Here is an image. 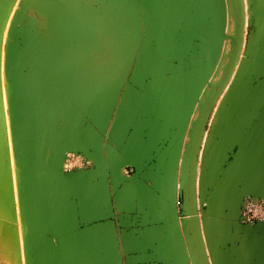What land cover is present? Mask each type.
Returning a JSON list of instances; mask_svg holds the SVG:
<instances>
[{
  "label": "crops",
  "instance_id": "1",
  "mask_svg": "<svg viewBox=\"0 0 264 264\" xmlns=\"http://www.w3.org/2000/svg\"><path fill=\"white\" fill-rule=\"evenodd\" d=\"M7 1L0 0V18ZM106 1L141 10L148 23L142 52L125 82L82 72L78 65L92 37L91 18L74 62L80 86L66 79L63 131L42 169L21 174L13 197L38 219L42 239L64 264H191L192 234L179 218L181 166L194 112L215 68L207 77L214 55L209 42L220 14L223 24L225 1ZM245 2L241 58L208 122L196 174L208 264H264V225H237L233 219L241 194L264 193V0ZM201 64L193 76L184 75ZM33 97L35 111L39 96ZM73 153H81L89 167L65 174L60 161ZM12 191L4 182L0 202L7 203ZM5 250L0 248V264H6Z\"/></svg>",
  "mask_w": 264,
  "mask_h": 264
},
{
  "label": "rangeland",
  "instance_id": "2",
  "mask_svg": "<svg viewBox=\"0 0 264 264\" xmlns=\"http://www.w3.org/2000/svg\"><path fill=\"white\" fill-rule=\"evenodd\" d=\"M87 1L91 4V18L93 21V26L91 27L92 37L90 38V43L88 44V46L84 48L86 54H84L83 61L78 65V69L80 68L82 72H88L89 74L93 73L104 76L103 78L109 80L120 78L121 81L125 82L127 78V74L131 71L136 57L142 52L140 47L143 45L144 38L146 35V30L148 29V23L145 21L144 17L142 16L141 10L137 9L136 7L129 9L114 8L110 4H108L106 0H87ZM168 2L171 3L170 1ZM25 12L27 13V20L30 14L31 15L32 13L37 14L33 8L31 9L28 8ZM221 17L222 15L220 14L219 23L216 26V30L220 29L221 27L220 26ZM55 19L60 20V17L59 18L56 17ZM27 20L24 24L21 25L19 24V26H23V28H26L28 30L30 26L27 23L28 22ZM61 23L62 21L58 23H54L53 21L48 20V22H46V25L44 27L43 26L39 27L35 22V26L29 30L35 31V33L37 34V38L35 39V41L37 40V44L36 47L31 48L32 49L31 52L33 53H29V54L30 55L35 54L37 58L40 56L41 57L40 60L42 61V63L43 60L45 62L46 59L44 58H47L48 54L53 50V48L49 47V43L51 44L53 43L54 40H57L59 31L56 28ZM55 26L56 28L53 29V27ZM60 26H62V24ZM20 43H26V42L21 41ZM46 52L48 54H46ZM9 56L12 57V55ZM35 56L34 58L36 59ZM26 57L29 56L25 54V58ZM215 57L216 56L214 52L213 57H211V63L207 67L208 72L213 71V68L215 66V59H214ZM22 62H20V64L18 65L9 63L8 70L5 74L6 75L5 79H7L6 86L8 91L10 92V86L14 85L15 89L20 90L17 95L27 99L26 102L14 108L8 104L11 110L10 133L12 135V143H14L13 146L11 145L12 147L11 161L12 164L15 165L14 168L17 169L19 174L27 173V175H31L34 173L33 170L37 171V169H42V165L44 164V162H46V157L50 155L49 149L50 151L52 150V148L54 147L53 144L58 141L59 136L63 131V129L60 127L62 125V122L65 120L67 114H65L64 91L60 92L57 89L59 87V82H60L59 78L56 77L54 78V76L50 77L45 64L43 65L41 63L35 66L30 62L27 64H23ZM19 67L21 68V72H19L20 73L19 76L21 75V77H16L15 74L17 73L18 71L17 69H19ZM26 72L36 73L35 77L31 79V80L34 79L33 83L36 85V88L39 92L38 95L39 97H37L38 104L36 105L38 107H35L36 112L32 110L33 108L31 105L32 100H34L33 92L30 91L29 88L27 87L28 82L26 80V77L25 79L23 77L25 76ZM211 72L208 74L207 77L210 76ZM48 101L50 102L49 106L47 105ZM58 101L59 103L57 104ZM31 122L37 123L36 127L34 128V132L40 134V137L38 139L30 138ZM18 137L27 138L24 140L25 141L24 145L28 147V148L26 147L27 151L24 157L19 156L15 150L13 151V149H15V143L17 142L15 139ZM192 138L190 143L192 142ZM32 142H34V144ZM50 142L52 143V145L50 144ZM189 144L186 145L187 151L185 157L188 156ZM48 145H50L49 148ZM64 156L66 158L70 156H80L82 159H84L85 162H87L84 156L81 155V153H73L68 155L65 154L63 155V157ZM183 164L181 166V171L186 170L187 160H184ZM88 167L89 164H87V166L84 168H76L70 172L77 173L79 170L83 171ZM130 169L131 171H128V173L131 174L133 173V170L132 168H128V170ZM25 170L28 172H26ZM70 172L64 171L65 174H68ZM198 172H200L199 166L197 168V174ZM180 188L178 193L179 218L183 220L187 218L186 212L183 210L185 198H186L184 192L185 184H184V189L182 185ZM40 217H42L41 214ZM24 218L25 219L22 218L19 219V223L17 222L19 225V231H17V233L19 232L18 237H20L19 241L21 242V247H22V256L24 259L23 264H31L34 258L33 255L36 253L34 252V247L40 246L41 244L48 245L49 243L46 242L48 240L42 239L43 235L45 236V234L41 231L42 225L41 227L37 225V223L39 222L38 219L31 218L30 215L27 218L26 217ZM8 219L9 218H7V220ZM23 221L25 223H23ZM239 224L246 226V224H241V223ZM24 226L28 229L27 232L29 233L22 232V228ZM187 230L185 229V231ZM187 232L189 236H191V231L189 230ZM12 242L13 244H16L15 239L12 240ZM188 243H191L193 247L192 237L188 238ZM9 248L11 249L10 252H12L13 254L14 252L16 253V245L15 246L13 245V249L12 246ZM193 249L195 254L197 255L195 247H193ZM19 260L20 261L18 263L15 262L14 263L22 264L23 261H21V259ZM60 262L61 264H64L62 263L60 257L55 258V264L57 263L60 264Z\"/></svg>",
  "mask_w": 264,
  "mask_h": 264
},
{
  "label": "bare ground",
  "instance_id": "3",
  "mask_svg": "<svg viewBox=\"0 0 264 264\" xmlns=\"http://www.w3.org/2000/svg\"><path fill=\"white\" fill-rule=\"evenodd\" d=\"M45 1L48 3V5L50 7L53 8V10H50V8H46L44 6H41L38 3H32V2H29L27 0H12L9 4V7H8V14H7L6 22H5V29H4V32L2 34V39H1L0 108H1V111L3 113L2 116H3L4 129L6 130V136H7V148H8V153H9L8 154V156H9L8 157V159H9V171H10V178H11L10 182H11V186L13 189L12 192L15 193L16 195L19 194V184L21 183V181H20L21 174H19L17 169L14 168L15 165H13L12 161H11L12 160V158H11V150H12L11 145L13 146L14 143H12V135L10 133V124H11L10 123L11 122L10 121V111L11 110L7 104V98L11 96V93L8 91L7 86H6V80L7 79H5V77H6L5 73L8 70V64L9 63L18 65V64H20V62L23 61L22 62L23 64H27L30 62L31 64H34L36 66V65L41 64L42 61L40 60L41 59L40 56L37 58V56H35V54H33V55L29 54V53H33V52H31L32 51L31 48L36 47V44H37V40L35 41V39L37 38V34L35 33V31H32L34 33L32 40L27 41L26 43H20L21 47H20L19 57H17L14 60L10 59L11 58L9 56L10 54L6 53V46H7V43L9 42V38L7 36V30L11 26H16V27L19 26L20 14L22 11H26L28 8H30V9L33 8L35 10V12L37 13V14L32 13V15L30 14L28 16V20H27L28 22L27 23L30 26L29 29H32V27L35 26V22L37 23V26H39V27L43 26L44 27L46 25V22H48V20L53 21L54 23H58V22L62 21V23H61L62 26H60L61 25L60 24L57 26V28H56V26L53 27V29L56 28L59 31V34H58L57 40H54L53 43H51V44L49 43V47L53 48V50L49 54L46 52V54H48V56H47V58H44L46 60H45V62L43 60V63H42L43 65L44 64L46 65V68H47V71H48V74L50 77L54 76V78L55 77L59 78L60 82H59V87L57 89L60 92H62V91H65V88H66L65 84L67 82L66 79H68L69 77L70 78L73 77L72 78L73 82L71 81L70 83H73L74 86L75 85L80 86V84L74 80V79H76L74 77V75L77 74L74 70V62H75V58L79 52L78 51L79 46H81L80 42H81L83 36L85 35V32L91 26V12H90L91 10L88 6V3L85 2L84 0H45ZM224 1H225V5H224V21H223V24L220 27V29L218 30V32L212 36L211 41L209 42L210 45L212 46L213 51L215 52L216 57L214 59L216 61V65H215L214 71L212 73V76H211L207 86L205 85L206 87L201 94L197 108L194 112L192 122L190 125V129H189V133H188L187 138H186L187 144L190 143L191 138L194 136V134L196 132L197 124L199 122V119L201 117V114L204 110L205 104H206L209 96L211 95V93L213 92L215 87L218 85L223 74L226 71V67H227L229 60L231 58L232 50H233V47L235 44L236 23H237L236 2H235V0H224ZM242 2H243V10H244L243 40H242L239 56L237 59V63L235 65L234 71H233L225 89L227 88L228 84L232 80L235 69L237 67V64H238V62L241 58V54H242L244 33H245L246 24H247L246 2H245V0H242ZM56 17H58V18L60 17V20L55 19ZM25 54H27L29 57L25 58ZM34 56L36 57V59L34 58ZM31 59H34V60H31ZM17 70L18 71L15 74L16 77H21V75L19 76V74H20L19 72H21V68L19 67V69H17ZM35 75H36V73H34V72L33 73L32 72H26L25 76H23V77H24V79L26 77V80L28 82L27 87L29 88V90L30 91L33 90V92L38 96L39 92L36 88V85L33 83L34 79L31 80L32 78L35 77ZM58 99H59V96H58ZM34 102L36 103V105L38 104L37 103L38 102L37 97H35ZM58 103H59V101L57 102V104ZM55 105H56V103H55ZM36 107H38V106H36ZM34 112H36V111H34ZM25 119H28V118H25ZM36 124L37 123L31 122V126H30V128H31L30 138L31 139L33 138V133H35L34 128L36 127ZM25 139H27V138H24V137L19 138L18 137L19 148H18L17 154H19L22 157L25 156L27 148H28L27 146L24 145ZM14 150L16 151V148L13 149V151ZM185 150L187 151V147ZM185 160H187V157L185 158ZM183 166H184V164H183ZM26 172H28V171H26ZM25 174H27V173H25ZM29 176H31V175H29ZM0 177H1V175H0ZM185 177H186V170H182L181 184L183 186H184V182H185ZM3 184L4 183L2 181V178H0V187L1 188L3 187ZM27 189H28V187H27ZM0 196L3 198V193H0ZM16 199L18 200V203H17L18 207H16L17 204L15 205ZM16 199H14V207L16 210L15 216H16L17 222L19 223V219H21V218L25 219L24 217L27 218L30 215V213H29L30 211L27 209V206H25L24 203L23 204L21 203L22 201L20 199H18L17 197H16ZM9 214H10V209L7 206V204L4 202H0V215L8 216ZM17 222L11 227H9L8 225H6L3 222H0L1 245L8 247V249H10L9 247H11L13 245L12 240H14L13 239L14 231L16 229H17V231H19V225ZM23 223H25V222L23 221ZM24 227L23 228L20 227V228H22V232L29 233V232H27L28 229L26 227L25 228ZM18 245H19V251H20V259L23 261L22 262V264H23L24 259L22 256V247H21L20 241H18ZM12 249H13V246H12ZM189 249H190L191 264H200L199 259H198L197 255L195 254L191 243H189ZM9 251H11V249ZM2 252H4V251H2ZM8 255L9 254H7V258L5 259L6 264L11 263V260L8 257ZM14 255H15V252H14ZM57 256L60 257L59 254L56 252V249L53 247V245H50V243L48 245L42 244L39 251L34 256V259H33L31 264H55V258H58ZM60 259H61L62 263H64V258L60 257ZM58 263H59V261H58ZM60 264H61V262H60Z\"/></svg>",
  "mask_w": 264,
  "mask_h": 264
},
{
  "label": "water",
  "instance_id": "4",
  "mask_svg": "<svg viewBox=\"0 0 264 264\" xmlns=\"http://www.w3.org/2000/svg\"><path fill=\"white\" fill-rule=\"evenodd\" d=\"M11 1L12 0H8L6 2L5 8H4V16L0 18V51H1L2 34L5 29V22H6L7 14H8V7ZM27 1L32 2V3H38L41 6H44L46 8H50V10H53V8L50 7L45 0H27ZM235 2H236V10H237L236 37H235V44L232 50L231 58L229 60V63L226 67V71L223 74L220 82L215 87V89L213 90V92L211 93V95L209 96L205 104L204 110L197 124V129L192 139V142L188 145L189 152L187 156L186 177H185V183H184L185 184L184 192H185L186 198H185V203H184V208H183V210L186 212L187 218L181 220V225L184 230L189 229L191 231L192 239L195 245V250H196L197 257L199 259L200 264H208V261H207L204 245L202 242L200 226H199V214L201 212L200 210L201 208H200V205L197 208L196 174H197V168L199 166V155H200V151L202 148V141H203L204 133L206 131V127L213 113L214 107L217 104L219 97L223 93L234 71V68H235V65L237 63V59L239 56V52L241 49V44L243 40V27H244L243 2L242 0H235ZM26 20H27V13L25 11H22L20 14V18H19L20 25L24 24ZM7 36L9 38V42L7 43V46H6V53L12 55L11 57L12 59L14 58L16 59L20 55V47H21L20 42L21 41L27 42V41L32 40L34 33L30 30H27L26 28H23V26H18V27L11 26L7 30ZM202 68H203L202 64L188 68L187 70L184 71V75L191 77L197 71L201 70ZM233 80L229 86L233 84ZM19 91L20 90L15 89L14 85L10 86L11 96L7 98V104H9L12 107H17L18 105L26 102L27 99L17 95ZM2 114L3 113L0 108V175H1L0 178H2L3 183L5 182L6 186H8V190L12 191V186L10 182L11 178H10V171H9V159H8L9 153H8V148H7V136H6V130L4 129ZM65 159L66 157L64 156L62 157L60 161L61 162L60 164L62 166L60 170L63 173H64L63 165H64ZM78 172H81V170H79ZM68 174H74V172H70ZM248 196L254 199H261L264 202V193L258 194V195L251 194V193L241 194L237 199L236 208H235L234 216H233L234 222L237 225H240L238 223V215H239V209L241 206L242 199ZM8 200L9 201L6 204L10 209V214L8 216L0 215V222H3L9 227H11L17 222L16 216H15L13 192L8 194ZM7 218L9 219L11 218L10 221L9 219L7 220ZM10 223H12L11 226H10ZM263 225H264V222L255 224L253 226L251 225H246V226L259 227ZM14 234H15V237L13 235V239L16 240V244H13V245H16L15 255L12 252H10L6 246H1L0 244V248L6 249L7 253L10 255V256L8 255V257L11 260L10 264H15L20 261L19 260L20 251H19V245H18L19 237H18L17 229L14 231Z\"/></svg>",
  "mask_w": 264,
  "mask_h": 264
},
{
  "label": "built area",
  "instance_id": "5",
  "mask_svg": "<svg viewBox=\"0 0 264 264\" xmlns=\"http://www.w3.org/2000/svg\"><path fill=\"white\" fill-rule=\"evenodd\" d=\"M87 162L80 156H70L64 161V171H73L76 168H84ZM264 222V202L261 199H254L250 196L242 199L239 209L238 223L255 225Z\"/></svg>",
  "mask_w": 264,
  "mask_h": 264
}]
</instances>
